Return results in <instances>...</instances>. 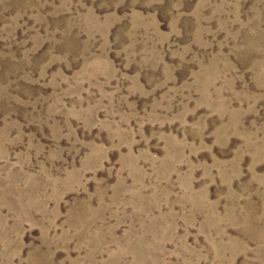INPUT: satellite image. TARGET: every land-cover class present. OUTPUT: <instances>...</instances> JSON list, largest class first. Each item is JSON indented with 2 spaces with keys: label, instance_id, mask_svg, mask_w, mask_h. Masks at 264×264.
I'll return each mask as SVG.
<instances>
[{
  "label": "rangeland",
  "instance_id": "374dc122",
  "mask_svg": "<svg viewBox=\"0 0 264 264\" xmlns=\"http://www.w3.org/2000/svg\"><path fill=\"white\" fill-rule=\"evenodd\" d=\"M0 264H264V0H0Z\"/></svg>",
  "mask_w": 264,
  "mask_h": 264
}]
</instances>
